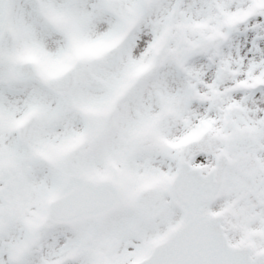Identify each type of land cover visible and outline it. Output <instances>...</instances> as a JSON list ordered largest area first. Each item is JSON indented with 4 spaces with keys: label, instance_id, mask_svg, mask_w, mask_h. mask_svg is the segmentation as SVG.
I'll use <instances>...</instances> for the list:
<instances>
[{
    "label": "snow or ice",
    "instance_id": "snow-or-ice-1",
    "mask_svg": "<svg viewBox=\"0 0 264 264\" xmlns=\"http://www.w3.org/2000/svg\"><path fill=\"white\" fill-rule=\"evenodd\" d=\"M0 264H264V0H0Z\"/></svg>",
    "mask_w": 264,
    "mask_h": 264
}]
</instances>
